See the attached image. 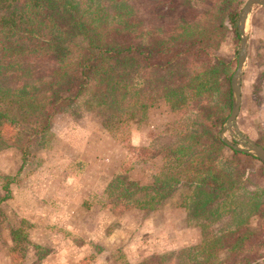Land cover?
Wrapping results in <instances>:
<instances>
[{"label":"trees","instance_id":"obj_1","mask_svg":"<svg viewBox=\"0 0 264 264\" xmlns=\"http://www.w3.org/2000/svg\"><path fill=\"white\" fill-rule=\"evenodd\" d=\"M186 1L174 7L166 0H0V123L19 131L13 144L25 156L73 105L96 113L126 149L105 188V206L150 213L178 193L186 220L200 230V243L157 255L159 264H254L262 255L244 259L251 247H264V220L253 226L264 217L257 178L264 165L219 137L236 60L216 53L229 33L238 40L245 0ZM177 7L170 21L167 13ZM257 67L251 98L260 108L264 55ZM149 93L175 118L148 144L134 145L133 127L149 121ZM254 139L264 147L263 128ZM158 158L146 182L132 177L137 166ZM3 189L0 203L9 192Z\"/></svg>","mask_w":264,"mask_h":264},{"label":"rangeland","instance_id":"obj_2","mask_svg":"<svg viewBox=\"0 0 264 264\" xmlns=\"http://www.w3.org/2000/svg\"><path fill=\"white\" fill-rule=\"evenodd\" d=\"M184 1L187 5V1ZM166 2L175 7L182 0ZM244 2L239 5L238 11ZM180 10L177 7L174 11H168L167 18L175 21L176 13ZM248 38L249 48L237 123L242 132L255 138L257 127L264 129V98L260 108L251 98V80L258 71V55H264L262 6L254 7L250 14ZM238 46L239 37L237 40L229 33L216 53L226 59L236 60ZM148 103L151 119L139 128L133 127L134 145H146L152 136L168 130L175 118L156 95L149 93ZM190 108L193 109L194 104ZM18 132L7 122L0 123V196L5 195V185L9 191L5 199L9 203L3 206L7 215L4 212V218L0 221V251L7 252L8 235L13 241L8 249L14 259L13 264H50V260L43 258L51 256L55 248L43 239H48L52 233L39 231L38 227L43 222L49 226L55 225L50 215L53 209H58L56 213L61 212V222L64 220L75 225L73 232L56 223L60 228L59 234L64 231V235L72 240V246L80 255L69 264H121L124 258L130 263L150 259L151 264H159L155 259L157 255L196 245L195 242L201 240L199 228L186 220V212L180 205L178 193L171 196L161 208L150 213L125 204L108 209L105 206V189L87 193L90 182H103L115 167L118 169L126 154V149L107 132L96 113L85 110L79 104L73 105L55 117L50 131L32 142L27 147L25 156L13 144ZM22 135L24 136L23 132ZM225 135L229 137L228 132ZM160 161L158 158L153 162L140 164L134 169L132 177L146 182ZM9 170L14 172L9 174ZM257 178L264 186V170L258 168ZM22 204L29 214L26 218L16 212V209L23 210ZM103 210L106 211L104 214ZM21 218L31 224L28 227L25 223L18 226L19 235H13L12 230L16 229L13 227L21 223ZM152 220L154 227L150 225ZM263 220L264 217L255 218L253 226L259 228ZM85 228L96 230L97 235H104V238H85ZM57 248L61 257L69 250L63 241ZM224 254L222 252L220 256L223 257ZM258 254L262 257L254 264H264L263 246L251 247L244 262H251ZM42 260L47 262L43 263ZM53 264L65 263L54 261Z\"/></svg>","mask_w":264,"mask_h":264},{"label":"water","instance_id":"obj_3","mask_svg":"<svg viewBox=\"0 0 264 264\" xmlns=\"http://www.w3.org/2000/svg\"><path fill=\"white\" fill-rule=\"evenodd\" d=\"M264 7V0H245L241 7L236 31L239 37V46L236 54V66L230 78L231 108L220 131V139L229 147L255 157L264 165V147L248 137L238 126L237 118L242 100V78L248 54V22L254 7ZM228 132L229 137L225 135Z\"/></svg>","mask_w":264,"mask_h":264},{"label":"crops","instance_id":"obj_4","mask_svg":"<svg viewBox=\"0 0 264 264\" xmlns=\"http://www.w3.org/2000/svg\"><path fill=\"white\" fill-rule=\"evenodd\" d=\"M148 115H149V119H151V110H150V108L148 109ZM250 138L253 139V140H255L252 137H250ZM148 142H149V140H147V143L146 144H148ZM118 165H119V163H118ZM139 166H141V165H139ZM139 166H137V167H139ZM116 170H117V168L115 167V169L111 173H109L107 175L108 178H106L103 182H100V181L90 182L89 187L87 188V193L90 194L93 191L97 192V191H100V190H104L106 188L108 182H109V177H111L116 172ZM13 172H14V170L13 171L12 170L7 171V173H9V174H11ZM133 173H134V170L132 171V174ZM8 203L9 202L7 200H5V201H3V202L0 203V207H1L0 209H2L3 210V213L5 212L6 215H7V211H5V209H4L3 206H7ZM21 208L23 210H25V212L23 210H21V209H19V210L16 209V212L18 213V215L19 216H23V217L29 216V214H27L28 212H26V207L23 204L21 205ZM57 211H58V209H53L51 211V213H50V215H51V217H53V220H54L55 223L53 222V220H51V222H53V224H55V225H51L50 224V226H49L48 224H46V223L43 222V223H41L42 225L38 227V230L39 231H42V232H48L49 231V232L52 233L51 236L49 235L50 238L48 237V239H43V241L50 242L52 244V246L55 248V251H53V254H51V256H49V257H47L45 259L43 258V260H50L49 261L50 264H53L54 261H61V262L65 263V264L66 263L67 264L73 263L72 261H74V260L77 259L76 256H79L80 257V255L77 254L76 249H74V247L72 246V244H71V241L72 240L69 237L65 236L66 233L63 231L64 233L61 232L59 234L60 228L58 227L57 224H60L59 226H63L65 229H67L69 231H73V232L75 231V225H71L70 223L65 222L64 220L61 222V218H60L61 217L60 216L61 215V212L56 213ZM86 212L87 211H85V213ZM105 212L106 211L103 210L102 214H104ZM67 213H69V209L67 210ZM100 214L101 213H99V215ZM14 216H15V213H14ZM20 225H21V223L20 224L18 223L13 228H16L17 229V227L20 226ZM150 225H151V227H154L153 226V220H152V222H151ZM51 226H54V227L51 228ZM95 226H97V224ZM49 229H51V230H49ZM86 233H87V235H86L87 237H85V238H89V239L92 238V239H95V240H97L96 238H98V239L104 238V235H101V234L100 235H97V231L96 230L93 231V230L87 228L86 229ZM54 235H56V236L54 237ZM61 241H63L64 246H68L69 247L68 248L69 250L66 251V255H63L62 257L59 254L60 253V250L57 248L59 246V243ZM200 241L201 240H199V241H197L195 243L198 244V243H200ZM11 242H13L12 241V238H10L7 235V252L6 251H3V252L0 251V260H2L0 262V264H2V263L3 264H13L14 263V259L10 256V252L8 250L9 247L11 246ZM185 245H188V243L185 244ZM136 261L139 262L138 260H136ZM136 261H134L133 263H136ZM46 262L47 261H43V263H46Z\"/></svg>","mask_w":264,"mask_h":264}]
</instances>
